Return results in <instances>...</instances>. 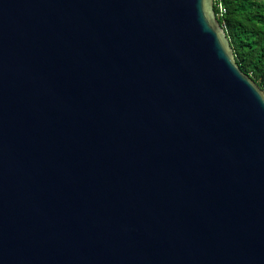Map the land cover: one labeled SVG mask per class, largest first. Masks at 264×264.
Returning a JSON list of instances; mask_svg holds the SVG:
<instances>
[{
  "label": "water",
  "instance_id": "water-1",
  "mask_svg": "<svg viewBox=\"0 0 264 264\" xmlns=\"http://www.w3.org/2000/svg\"><path fill=\"white\" fill-rule=\"evenodd\" d=\"M0 264H264V94L212 0H0Z\"/></svg>",
  "mask_w": 264,
  "mask_h": 264
},
{
  "label": "trees",
  "instance_id": "trees-1",
  "mask_svg": "<svg viewBox=\"0 0 264 264\" xmlns=\"http://www.w3.org/2000/svg\"><path fill=\"white\" fill-rule=\"evenodd\" d=\"M213 11L232 49L237 68L264 94V0H219Z\"/></svg>",
  "mask_w": 264,
  "mask_h": 264
},
{
  "label": "built area",
  "instance_id": "built-area-1",
  "mask_svg": "<svg viewBox=\"0 0 264 264\" xmlns=\"http://www.w3.org/2000/svg\"><path fill=\"white\" fill-rule=\"evenodd\" d=\"M212 4L214 7H218V14L217 16H221L222 13L224 12V9L222 7V5L220 4L219 0H212Z\"/></svg>",
  "mask_w": 264,
  "mask_h": 264
},
{
  "label": "bare ground",
  "instance_id": "bare-ground-1",
  "mask_svg": "<svg viewBox=\"0 0 264 264\" xmlns=\"http://www.w3.org/2000/svg\"><path fill=\"white\" fill-rule=\"evenodd\" d=\"M214 7V6H213ZM215 15V14H214ZM222 27V26H221ZM222 29H223V27H222Z\"/></svg>",
  "mask_w": 264,
  "mask_h": 264
}]
</instances>
